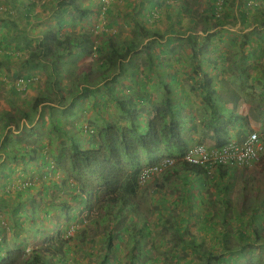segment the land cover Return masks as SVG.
<instances>
[{
  "label": "trees",
  "instance_id": "trees-1",
  "mask_svg": "<svg viewBox=\"0 0 264 264\" xmlns=\"http://www.w3.org/2000/svg\"><path fill=\"white\" fill-rule=\"evenodd\" d=\"M4 1L6 5H4L0 13L1 18L5 14V16L2 18V21L10 24L17 22L20 25L23 23V25H21L22 29L16 34V36L14 37V41L16 40V49H19V47H21L20 52H27V55L24 54L25 56H20V69H18L19 71L14 70L15 73L13 74V71H11V69H8V67L4 66H8L10 62H0V68H6L0 69V75L2 77L11 78L13 84L10 91L11 97L7 99V103L12 107L13 105H15L16 97H18V95H26L25 92L27 90H22V93L20 94L17 91L16 86L18 81H22V83L25 84L26 89H28L29 87L33 86L36 81H38V78L36 76L37 73H33L38 70V72H44L46 75V80L43 87H39L37 90L39 91L40 96H38L37 99L33 101V105H28L29 111H26V113L24 114L27 118H25V121L28 120L30 124L33 122L34 117L32 116L31 118H29V113H32L30 111L33 106L34 108L36 106V108L38 109L40 105H44V103L52 101L53 97L58 104H62L68 99L67 110H61L59 112L60 117L56 120L54 118H50V126H52L49 131V133L51 132L60 136H67V132L65 133L63 131L64 129L62 125H68V123H70L68 118L74 115L75 108L77 107L79 101L85 100L94 95L91 89L85 88L82 90V87L80 88L84 81H86L88 78H91L92 70L90 68H84L81 71V73H83L82 79L75 86L69 84L61 87V84L58 82V78L59 76H63L66 73H68V75L72 74L73 71L71 66H69L68 68L63 67V64L66 63L63 61H65L66 59H70L76 52L82 54L92 53L93 44L88 41V36L84 33H80V31L78 33L71 32L70 34L66 35L61 34L60 30L64 29L65 26H73V23H71L69 20H64L58 21L56 24V28H54L53 30L49 29V31H46L44 37L38 44L35 45L36 47L34 49L30 42H25V39L28 37L24 36V34L27 32H25L23 28L28 31V28H30L31 24L35 23L38 18H42V15H45L47 9H51L49 5L53 4L55 1L48 0L47 3H43L41 5V14L38 15L34 14V9L37 5L35 0ZM252 1L254 3H257V5H251L248 10H256L261 14V18H264V1ZM212 2L213 5L210 7L212 14L210 16L212 19H214L216 12V7L214 5H217V0H212ZM184 5L187 4L184 3ZM71 6H74L73 1H59L57 5L54 6V8L56 7L61 14L57 15V17L64 16L68 12L67 9ZM64 7L67 8L65 9ZM6 8L10 9L6 11ZM181 8L182 7H180V9ZM180 13L191 14V11L186 9V11L183 10V12L180 11L179 14ZM55 14H57V11L54 12V15ZM88 14L89 12L87 10H80L78 21L84 19ZM242 14H245L246 17L248 15L246 13ZM167 17L170 18V15H167ZM216 20L219 19L217 18ZM144 30L145 29H141L140 26H138L136 29V31L140 32V34H144ZM135 38L136 37H134L130 42H133V44L135 43V45L138 46L139 43H136L137 40H135ZM151 47L152 46L148 47L147 44L143 47L146 49L145 54H150L149 49ZM8 48H10L8 34H0V53L1 56H5L6 61H10V56L5 54ZM124 48L125 47L123 46V49ZM16 49H14L15 52L17 51ZM121 56L123 57L121 51L118 53L117 50H112L108 55L104 57L101 66H99L100 68H98L99 72L94 78L98 79L99 82L110 79V73L112 72L110 68L112 69L118 67V65L121 64ZM43 61L46 63V65L49 64V66H52L53 69L50 71L48 68L44 69L45 65H42ZM60 61H62V63H60ZM16 66L18 67V64H16ZM109 66L110 68H108ZM4 73L6 74L3 76ZM78 73H80V70H78ZM110 82H114L113 79H111ZM1 83L0 85L3 84ZM165 88H167V86H164L163 88L164 98L159 102V104L155 107L148 105L151 109L154 110L153 117H150L151 112H146L145 115H142L139 109L137 111L136 108L133 107V105H130V102H127L128 98L126 99L125 95L121 99L114 100L115 92L113 87L111 85L104 84L102 87L103 93L102 95H100V98L109 100L110 103H104L101 109L105 110L108 105H113L119 111V119H112L108 121L105 115L98 114L97 119H100L103 126L98 131L97 142L95 146H92V144L90 147H83L80 144L76 143L73 138L67 136V140L70 144L68 151L64 150V152H61L60 149H58L57 151H54L55 154L51 157V159H49V156H47L45 153L49 144V140L46 137L43 138L42 134H40V130H37V125H34L30 130L26 129V131H24L23 133H5V136H3L5 141H2L3 144L16 145L19 143H23L24 146L22 147L29 146V149L32 147V145L34 146V144L39 143L40 145V153L45 159L44 170H42L41 168H39L38 170H36V168H32L31 170H29L31 172L25 173V177H27L28 175L31 176V174H36L38 178H41L42 176L44 181L47 176H50L51 174L55 175L56 172L61 168V166L64 165L62 164L63 161H66L67 168L63 170V173L67 177V179L70 180L69 183L67 181H64L63 184V187H65L66 190L69 191V199L68 197L62 195L64 191L61 189L58 181L47 184L42 183L38 188L39 193H36L35 196L32 195V192L35 189L32 184L33 179L31 181H25L26 179L24 178V176L20 174L19 176L15 175V172H13L12 175L11 172L6 176L4 175L3 179L5 180V182L3 183V185H0V210L13 218L11 227H8V230H10V234H13L12 230H22V226L27 223V221L25 220L28 218L32 220V218L35 216L34 206L31 207L32 205H30L28 208H26L27 204H23L28 197H31L32 200L38 199V201L41 197H43V199L46 200L47 197H50L49 193L52 192L53 200H55L62 208V211H60L59 215L60 217L63 216L64 221H66V223H64L65 229L63 230V232L70 241V238L74 234H76V232H79V230L77 228H74L75 226H73L79 224L77 221V217L72 216V213L71 215L69 214V211L73 208L78 209L79 213H84V211L87 209L91 210L90 208L93 204L99 203L103 211L99 218L105 219V217L111 216L112 223L115 224L118 220L123 219V217L127 213L134 212L138 208H140L143 197H140L138 193V182L140 178L139 175L145 168H147V170H150L151 168L157 167L162 161L173 160L175 166H177L176 168H178L176 169V171L182 170L184 172H191L195 175H199L201 173V169L199 167L187 164L182 160L185 153L189 149L190 142L185 138H188V133L186 132L185 135L183 134L181 130L182 126L180 121L178 120L175 108L173 107V105H171L172 103H170L172 101L176 102V99H170L169 97L170 95H174V93L171 92L170 89L169 91L168 89L165 90ZM204 90L205 98H207L209 92L207 91V89ZM69 93H71L70 99L68 98L70 96ZM106 94L109 95L110 99H108ZM141 94L145 95L147 93ZM174 97L179 98V101L175 103L178 106H180L179 102H189L188 99L184 101V98L180 97L179 95ZM141 98L146 100L144 96ZM30 101L31 100L26 97L24 103H28ZM260 104L261 105L259 106L258 111L263 120L261 119L262 121H260L259 119H256L264 123V105L262 106V102ZM42 107V109L47 108L50 111L52 109L49 106ZM49 116H51V114ZM6 118L11 120L10 123H12V125L9 124L10 127L12 126L16 129H19V126L14 119L15 117L11 115V113L2 111L0 113V121H5ZM143 122L145 126H142ZM189 127H193L194 130L196 129L195 132L199 130V128L196 127L195 124L186 127L184 130L188 129ZM218 127L220 128V126ZM142 130L145 131L143 132ZM35 131L37 136H35ZM80 134L83 136V129L80 130ZM29 139L31 141H28ZM2 142H0V147L3 146ZM50 143L53 144V142L51 141ZM217 143H219V145H222L224 141H219ZM14 159H17V157H15ZM54 162H57V164H59L57 168L54 167ZM228 167L229 166L227 165L221 164L216 172V177H221V179H219V184L216 185V189L218 202L225 205V210L222 213L230 210L228 204H230L231 208V205L233 203H231L230 201H235V195L237 198L240 197L237 201H241V204L250 201L254 203L263 202L262 200H264V182H261L260 180L252 176L254 178L253 179L251 177V174L249 173L250 169H245L246 167L236 168L231 172ZM160 173L162 175V183H160L158 187L161 190L156 188L154 192L156 193L157 191V193L162 194L163 188L161 187L163 186V184H165V186L174 185L178 174L176 173L173 176V179L169 180L168 177H170V175L168 170L166 169L164 171L162 170L159 173L153 174L150 178L159 176ZM225 175L230 176L229 180H232L233 182L237 180L236 182L241 184L243 189L242 194H238V189H236V187L227 190V185H224L223 181ZM18 180H20V182L22 181L20 185H25H23V187L21 186L20 188H10L11 185ZM184 180L187 182L188 178L184 177ZM9 185L10 187H8ZM247 185L250 187L251 191L245 192L244 186ZM260 190H263V193L261 195L262 200L258 196V191ZM235 192H237L238 195ZM11 193H15L14 198L10 197ZM12 199L14 202H16V205L12 204L14 203L11 201ZM167 201L168 200L166 198L165 200L163 199V202ZM183 203L184 200L180 195L179 200L173 201L171 204L172 210L177 206H182V208L185 209V213L187 216L186 218L181 219L179 217V223L182 222L181 220L185 221L188 219H193L195 220L194 224H198L197 221L199 219L203 223L209 218L210 213L206 214V211L208 209L207 206H205L199 213L191 207L187 206L185 208ZM45 207L48 211H50L48 204H46ZM213 208L216 209L214 205ZM258 208L259 204L253 205V209L255 211ZM166 211H169V208ZM46 215L47 213L41 217L43 221L47 219ZM22 216H25L26 218L24 217V219L22 220ZM83 220L84 219L82 218L81 221ZM2 224L6 225L5 219H2ZM14 225L16 229H14ZM145 227L147 228V224L144 222V220H142V224L140 226L137 225L135 227L134 225L131 229H124L123 227L120 230L121 232H127V236H129L130 239L125 246L126 249H128L127 256L129 257L127 264H158L159 258H162L163 262L175 264L179 250L184 253L189 251L191 254L199 255V257L202 258L203 261L202 263L199 262L198 264H203L204 260V264H215V260H225L222 257H218V259H216V257H214L212 253L206 251L200 243H197V235L191 234V231H188L184 237L183 235H180L178 239L172 240L159 238L153 235L150 231L149 234H145L144 231L146 230H143ZM72 230L73 234L70 235ZM59 232L54 238L51 236V233L49 231L46 232V234H49V236H43L40 235V231L35 232L34 229L32 233H36V236L34 235L33 239L29 237L26 238L24 242H19L14 247V249H12V251H8L5 254L4 247L0 243V254H2L0 255V264H67V262H62V257L64 256L65 258V254L67 252H72L74 250L73 248L71 249L70 247H68L67 242L62 245L63 240L60 239ZM18 235L20 236V232H16L15 236L18 237ZM237 237H239V239H242L244 237V231H238ZM1 239L2 237L0 235V241ZM159 239L162 242V245L166 247L171 246V249L169 250L170 252L166 253L167 255H165V257L160 255L159 249L161 245ZM257 239H260L258 234ZM119 240L122 241V238H119ZM114 241L115 236L110 230L108 238L104 239V249L100 253L102 263L109 262L111 260L113 264L115 262H118L116 261V257L117 254H119L118 249L120 245L118 243L115 244ZM62 246L67 247V249L63 251ZM152 250L158 251V258L152 259L150 257ZM238 254V252H234V256H237ZM88 256L92 257L93 253H89Z\"/></svg>",
  "mask_w": 264,
  "mask_h": 264
},
{
  "label": "rangeland",
  "instance_id": "rangeland-1",
  "mask_svg": "<svg viewBox=\"0 0 264 264\" xmlns=\"http://www.w3.org/2000/svg\"><path fill=\"white\" fill-rule=\"evenodd\" d=\"M48 0H35L36 2V8L34 9V14H41L42 7L41 5L43 3H47ZM55 2L49 7L51 9H47V12H45V15H42V18H38L37 21L33 24H31L30 27L33 25H37L39 28L42 27L43 30L49 31L51 29V26L53 25V22L55 19H57V15H61L60 11L54 6L57 5L59 1L62 0H54ZM71 2L73 1L74 6H71L68 8V12L64 15L61 16L62 18L67 17L68 20L71 23H76L78 22V16H79V11L80 10H87L89 14L82 19L80 22V25L82 27V30L87 32V35L94 34L95 31L97 30L96 21L95 18L89 20L90 13L94 14V10L96 8V1L94 4L89 5L90 1L89 0H70ZM133 0H124V3H131ZM172 2V0H170ZM4 0H0V13L6 5L4 3ZM114 4L117 3H122L121 0H114ZM230 0H217V5L216 6V14L218 15V19L223 21L222 23H225V29H228L232 25V21L234 19H239V12L237 10V4L236 3H230ZM239 5V3H238ZM201 7L197 10V12L200 14L201 12ZM12 8V7H11ZM65 9L67 7H64ZM10 8H6V11L9 10ZM5 11V12H6ZM57 11V14L54 15V12ZM236 11V12H235ZM249 11L248 15V21H253V30L254 32L251 34L252 40L257 41L259 43L261 40V35L262 31L264 30V18H261V14L257 12L256 10H245ZM170 12V11H169ZM172 17H173V22L174 21H181V18L183 17V13H180L179 15L176 16V11L171 9ZM231 14L229 16H226V14ZM192 14V13H191ZM191 14H185L190 16ZM5 16V14H4ZM3 16V17H4ZM2 17V18H3ZM159 21H161L162 17V11L157 15ZM180 17V18H179ZM0 15V34L5 35L8 34L9 40L12 39L13 37L16 36L18 32L21 31L23 23L20 25L19 23H6L3 22ZM201 19H212L211 16H200ZM199 18V20H200ZM216 20V19H214ZM179 21V22H180ZM228 21L230 22V26L227 24ZM238 21V20H237ZM236 21V22H237ZM175 24L176 28H173L174 34L178 35V42L179 43V51L181 54H184L185 50L191 49L192 54L196 53V48L193 47L188 41L189 37H185V33L183 32L184 30L181 28L179 22L173 23ZM76 25V24H75ZM186 26V25H185ZM200 27V25H199ZM25 33L27 37L32 38L34 36V29H29L26 31L25 28ZM77 30V25L72 31ZM178 30V32H176ZM192 31L195 30V28L191 29ZM222 41L228 42L230 40V34L229 31H226L222 29ZM238 28L235 29L237 31ZM71 29L69 28H64L62 30L63 34H70ZM167 31V30H166ZM168 32V31H167ZM186 32V31H185ZM232 32V31H231ZM24 34V35H25ZM171 34V33H170ZM130 38L131 35H128ZM142 38V37H139ZM13 40H10V44L13 43ZM157 43L156 40L151 41L150 45L152 44L155 46ZM238 45V44H237ZM152 46V47H153ZM36 47V46H35ZM129 50V46L126 44L125 45V51ZM204 52V50L200 53V55ZM229 54L230 56L227 57H221L223 60V65L219 66V71L222 72V81L224 82L225 85H231V88L233 92H235L238 96V98H234L233 100L238 104H241L240 106L243 108H240L241 110L243 109L244 113H247V116L250 115H255L257 113L255 107L259 109L260 103L262 102V106L264 105V53L262 55H259L258 58L251 60V65L250 68H245L244 73H240L239 75L237 74V67L234 62V55L238 56V69L240 70V63H242V56L244 55L241 46L239 45L238 48L234 49L233 51L229 47ZM228 54V55H229ZM107 54H105V50L103 49V54L100 55L97 52H92L89 54H82L76 52L70 59H66L63 62H66L63 64V67L68 68L69 66L72 67V75H68L66 73L65 75H61L58 78V82L61 84V87L63 85H77V83L82 79L83 73L81 71L84 68H90L92 70L91 78H88L86 81L83 82V84L80 86L82 87V90L85 88H89L93 91V96L87 98V102L84 100H81L78 102L77 106H79L77 109L75 108L74 115L70 116L68 119L70 123L64 124V129L67 134L71 135V138H73L74 141H78L77 143L80 144L83 147H90L96 145L97 142V134L100 128L103 126L102 122L100 119H97V115H105L108 119V121L114 119H119V111L117 108H115L113 105H108V107L105 110H102L101 107L102 105L109 104V100H104L100 98V95H102V87L104 84L111 85L114 89V100L115 99H121L126 96V99L128 98V94L124 92V89H126V84L123 82H118L115 83V75L118 74V71L120 72L121 70L126 69L123 64L118 65V67L115 68H110L112 72L110 73V79L100 81L94 77H96L97 73L99 72L102 64L101 58H104ZM241 55V56H240ZM262 56V57H261ZM183 58V57H182ZM71 61V62H68ZM62 63V61H60ZM45 65V68H48L49 71L53 69L52 66H49V64L46 65V63L43 61V64ZM0 69H3L2 67ZM5 69V68H4ZM78 70H80V73H78ZM147 73L152 70V66L150 65L147 69ZM241 71V70H240ZM113 76V78H112ZM3 78V77H2ZM75 79V80H74ZM111 79H113L114 82H110ZM162 79V76H161ZM46 80V75L44 72H40L38 74V84H41L39 87H43L44 82ZM74 80V81H73ZM98 80V81H97ZM122 80H125L122 78ZM4 81H2L3 83ZM1 83V81H0ZM38 84L36 86H38ZM70 85V86H71ZM41 89V88H40ZM27 91L25 94L30 93L29 88L26 89ZM6 89L3 88V85H0V113L2 111L9 112L11 115H13L16 120V123L19 126V129H16L15 127H9L12 123L10 119L6 118L5 121H0V142L5 133H10V132H15V133H23L26 131V129H31L34 124L37 125L38 122L44 121L46 123L45 128L50 129V118H54L55 120L60 117V111L61 110H67V108H59L57 105V102L55 101L54 97L52 98V103L46 102L44 105H40V107L37 109L36 106L32 108V110L29 113V118L32 116L34 117L33 122L30 124L29 121H25V113L26 111H29V108H27V103H24L26 100V95L20 94L18 97H16V103L12 107L10 105H6L7 99L11 97L10 93H5ZM263 93V98H260L258 95L259 93ZM163 93L161 92V95ZM40 96L39 92L37 94ZM69 99L71 97V93H69ZM108 99H110L109 95L106 94ZM33 99V97H31ZM240 99V103H239ZM68 100V99H67ZM66 100V101H67ZM66 101L63 102L60 105H66ZM27 102V101H26ZM129 102V100L127 101ZM23 103V104H22ZM99 104V105H98ZM51 107V111L46 109H42L46 106ZM131 105V104H130ZM27 109V110H25ZM102 110V111H101ZM240 110V111H241ZM262 110V108H261ZM234 112H237V110H233ZM51 114V116H49ZM62 115V114H61ZM153 116V115H152ZM150 116V117H152ZM238 115L236 114L234 116V120H239ZM11 117V116H10ZM27 119V118H26ZM260 119L262 117L260 116ZM263 120V119H262ZM119 121V120H118ZM264 122V121H263ZM228 123V122H227ZM63 126V125H62ZM234 127L232 132L230 134L222 132L221 134L224 136H236V138L242 137L247 131H250L252 128H255L261 135L264 136V123L261 125L259 128V125L253 124L252 126L250 125H243L241 123H235L233 125H229ZM84 127H92L94 129V134L91 136H86L83 137L80 134V130L84 129ZM40 130L39 126L37 125V130ZM143 132L145 130H142ZM142 132V133H143ZM44 133V132H42ZM54 135H51V138L53 139V144L50 143L47 146V149L45 151L46 155L49 156L48 158L51 159L52 156H54V151H57V149H60L61 152H64V150L69 149L70 144L68 145L66 142L61 144V142H58L57 138ZM66 137V136H63ZM89 140V142H88ZM52 142V141H51ZM94 142V143H93ZM210 142V141H207ZM63 143V142H62ZM24 145V144H22ZM212 146V145H211ZM12 147H15L12 145ZM29 149V146H28ZM12 156H2L0 155V185H3L5 180L3 179L2 175H4L7 165L10 163ZM16 160V159H14ZM4 162V165L2 163ZM14 164L18 165L19 162L14 161ZM64 165L61 166V168L56 172L55 175L51 174V178L44 180L41 176V178H38L36 174H31L25 177V173H22L21 170H23L25 167H20L21 170L18 172L22 173L24 178L26 179L25 181H32L33 186L35 187L34 191L32 192V195L36 196V193H39V185L42 183L47 184L50 182L58 181L59 185L61 186V189L64 191L62 195L65 197H68L70 199L69 191L66 190L65 187H63L64 181H67L68 183L70 180L67 179V177L64 175L63 170L67 168V162L63 161ZM24 162L20 163L19 166H23ZM59 164L57 162H54V167L57 168ZM177 166L173 167L175 169H169V175L168 177L169 180L173 179V176L177 173L178 177L175 180L174 185H167L163 184L161 188L163 193H156L154 190L156 188L159 189L158 185L162 183L161 177L162 175L153 177L150 179L149 182L145 183V180H141L140 185H139V195L140 197H143L142 202L140 204V208H138L134 212H129L127 213L123 219L118 220L115 223H112L111 216L105 217V219L99 218L100 215L103 213L100 204L95 203L92 205L90 208L91 210H85L84 213L78 212V209L73 208L69 211V214L72 216L77 217L78 225H73L75 226L74 228H77L79 232H76L71 238L70 241L64 234L63 230L65 229L63 216L60 217V211H62L61 206L53 200L52 197V192L49 193L50 197H47L46 200L43 199V197L36 200H32L31 197L26 198V201L23 204H27L28 208L30 205L31 207L34 206L35 209V216L30 220L29 218L26 219L27 223L22 226V230H12L13 234H10V230H8V227L10 228L12 225V217L4 213L3 211L0 210V235L2 237L0 243L4 247V254L7 253L8 251H12L14 247L19 243V242H24L26 238H34V235L36 236V233H32L35 229L36 231H40V235L43 236H49V234H46L47 231L51 233L52 237H56L57 233L59 232L60 239H62V245L67 242L68 247L71 249L73 248L74 251L72 252H67L64 256L62 257V262H67V264H113L112 260L109 262H101V255L100 253L104 249V239L108 238L109 231H112V234L114 232H118L114 243L119 244V254H117V260L118 262H115L114 264H127L129 257L127 256L128 249H126V244L128 242L129 236H127V232H121L120 230L124 227L131 229L134 225L135 227L137 225L142 224V220L147 224V228L145 227L143 230L145 234H149V231L163 239H178L180 235H183V237L187 234L188 231H191V234H196V241L197 243H200L204 249L210 253L213 254L216 259L223 258L225 259L224 261H217L215 260V264H264V200H262L261 195L263 193V190L258 191L259 193V198L263 202H258L254 203L252 201L247 202V203H242L241 201H237L240 197H236L235 195V201L231 205L228 204V207L230 210L223 212L221 209H214L212 205V201H216L217 205H221L218 202V196H217V189H216V200L214 199V195H212L211 189L205 190L202 194L201 193H196L193 190L191 191L190 188H188L189 184H184L183 182V177H185L184 171L179 170L176 171ZM171 170V171H170ZM249 173L251 174V177L253 176L254 178H257L261 182H264V155L258 159V163H256L253 167L250 168ZM21 175V174H20ZM19 176V174H18ZM17 176V178H18ZM252 177V178H253ZM253 178V179H254ZM167 181V180H166ZM22 181L18 180L17 182L13 183L10 188H20L21 186L25 184H21ZM236 181L233 182L232 180L228 181V186L230 187H236L238 189V194H242V186L241 184L237 183ZM228 188L229 190L232 188ZM195 188H199V186H196ZM245 192L251 191L250 187L244 186ZM147 192H146V191ZM161 190V189H159ZM14 191V190H13ZM145 191V192H144ZM236 191V190H235ZM165 193V194H164ZM234 193V189H233ZM237 194V192H235ZM194 194L196 197L199 198L201 195L204 199V202H202V208L201 210L207 206L208 209L206 211L207 213H210L209 218L207 221L203 222L199 219L197 221L198 224H194L195 220H181L182 222L179 223L178 219L181 218H186V213L185 209L182 208V206H177L175 209L172 210V208L169 206V211L168 208H165L166 206L169 205V203H172L173 201L179 200V196L184 200V207H193V202H191L192 198L190 195ZM237 194V195H238ZM12 198H14L15 193L10 194ZM42 195V194H40ZM33 196V197H35ZM139 197V198H140ZM165 198L168 200L167 202H163V199ZM194 200V199H193ZM12 202L13 199L11 200ZM40 202V203H39ZM16 202L12 203L13 205ZM46 204H48V207L50 208V211L46 209ZM199 204V203H198ZM196 204V205H198ZM254 204H259V208L255 211L253 209ZM215 207V206H214ZM165 208V209H164ZM221 208L225 209L222 205ZM32 210V209H30ZM29 210V211H30ZM174 211V212H173ZM30 213V212H29ZM46 215V220L43 221L41 219L42 216ZM107 215V214H106ZM83 216V217H82ZM16 217V216H13ZM25 216H22L21 219L23 220ZM84 219L81 221L82 218ZM26 218V217H25ZM2 219L6 220V225L2 224ZM16 219V218H15ZM100 219V220H99ZM99 220V221H98ZM63 222V223H62ZM82 222V223H80ZM39 226V227H37ZM37 227V228H36ZM14 229H16L14 225ZM184 229V230H183ZM181 230V231H180ZM183 230V231H182ZM243 230L245 232L244 237L242 239H239L237 237V232ZM16 232H20V236L18 235L15 236ZM116 234V233H115ZM259 235L260 239H257L255 236ZM245 235L250 237L249 241H245ZM223 236V238H222ZM119 238H122V241L119 240ZM256 238V240H255ZM244 239V240H243ZM65 241V242H64ZM160 255L165 257L167 255L166 253H169L171 246H164L162 245V242L160 241ZM31 243V242H30ZM59 243V242H58ZM144 243V242H143ZM248 246V248L245 251H242V246ZM131 247V246H130ZM67 247L62 246V250H66ZM231 249V250H230ZM232 251L238 252L239 254L237 256L231 257L230 259L226 258L227 256L230 255ZM89 253H93L92 257H89ZM150 257L152 259L158 258V251L157 250H152ZM158 264H169L166 262H163L162 258H159ZM202 258L199 257V255L191 254L189 251L184 253L182 251H178L177 254V260L175 261V264H198L199 262L202 263ZM205 263V260L203 264ZM171 264V263H170Z\"/></svg>",
  "mask_w": 264,
  "mask_h": 264
},
{
  "label": "crops",
  "instance_id": "crops-1",
  "mask_svg": "<svg viewBox=\"0 0 264 264\" xmlns=\"http://www.w3.org/2000/svg\"><path fill=\"white\" fill-rule=\"evenodd\" d=\"M245 1L246 0H230L231 4L236 3L238 6L236 11L239 12V19H234L231 26V21H228L227 24L230 27L225 29V23H222L223 21L221 20L200 18L201 15L208 17L212 14L210 9L213 5L212 0H172V2L170 0H133L129 5H121L114 10L115 17L111 21V26L116 31V35L110 42L102 39L97 53L102 55L103 49L107 55L112 50H117L119 53L123 49V46L125 47V45L128 44L129 50L124 52L123 57L121 56L120 60L121 64H123L126 69L121 70L120 72L118 71V74L115 75V83L120 81L125 83L126 89H124V92L128 94V100L131 105H133L137 111L139 109L142 115H145L146 112H151V116L154 114V110L148 105L153 107L158 105L164 98V94L161 95V92L163 93L164 86H167L165 90L168 89L169 91L170 89L171 92L174 93V95H170L169 97L170 99H176V102L171 100L172 102L170 103H172L171 105L175 108L178 120L182 126L181 130L183 134L185 135L186 132L188 133V138H185L190 142V145L198 143V140H203L205 142L210 141L211 143L212 135L214 140L227 138V136H224L225 134L222 135L221 133L224 132L232 135L231 133L234 132V127L228 126V123L229 125L241 123L243 125L247 124L250 126L256 124L259 125L260 128L263 123L260 122L262 120L260 119L258 109L255 107L257 111L255 115L247 116V113L245 114L243 109H240L243 108V106L241 107V104H238L237 101L235 102L233 100L234 98H238V96L231 88H229L231 85L224 84L222 81V72L219 71V66L224 63L221 57L230 56L229 47L233 51L240 45L244 53L242 56V63L239 65L241 71L238 69V56L234 55V62L238 70V75L241 72L244 73L246 71L245 68H250L251 60L258 58L259 55L263 54L264 30H261V43L252 40L251 34L254 32L253 21H248L249 15L246 17L245 14H242L249 13V11H245L248 10L245 7ZM184 3L187 5H184ZM201 5L202 10L199 14L197 10ZM180 7L182 8L180 9ZM171 9L176 11V16L180 11L183 12V10L186 11V9L191 11L192 14L188 16L183 13L181 21L178 20L173 22ZM154 10L158 12L159 17L162 11L163 18L161 21L150 17V14ZM167 15H170V18H168ZM229 15L231 14H226V16ZM150 19L154 21L151 22ZM64 20H68V18L58 17L52 21L53 25L51 26V30L56 28L58 21ZM172 22H179L178 24H180L181 28L184 30L183 32L185 33V37H189L188 41H190L191 45L196 48L195 54H192L191 49L185 50L184 54L180 53L179 43H175L178 42V35H175L173 31V28H176V26L175 24H172ZM76 25V31H78L81 25L79 23ZM76 25L73 23L72 27L65 26V28H69L72 31ZM138 26H140L141 29H145L144 34H140V32L136 31ZM31 28L34 29V36L32 38H26L25 42H30L32 47L35 49V45L41 41L48 29L43 30L42 27L39 28L37 25H33L28 28V30ZM192 28H195V30L192 31ZM236 28H238L237 31H235ZM222 29L229 31L230 40L228 42V46L226 41H222ZM176 32H178V30H176ZM128 35H131V37L129 38ZM24 36H26V34ZM134 37H136V43H139L138 46L135 45V43L133 44V42H130ZM13 39L14 37L10 40ZM154 40L157 41L156 45H150V42ZM15 44L16 40L10 44V48H8L5 52V54L10 56V61H6L5 56H1L0 53V62H10L8 66H4L11 69V71H13L12 74L15 73L14 70L20 69V56L27 55V52H20L21 47L16 49ZM146 44L148 47L153 46L149 49V55L145 54L146 49L143 48ZM14 49L17 51L15 52ZM203 50L204 52L200 55ZM103 59L104 58H101L102 61ZM16 64H18V67ZM150 65L152 66V70L147 73L146 69ZM38 71L33 73H37V78L40 73ZM5 74L6 73H4L3 76ZM122 78L125 80H122ZM0 81H4L3 84H1L3 85V88L6 89L5 93H10L13 85L11 78H2L0 75ZM37 82L38 81H36L33 86L29 87L30 93H27L26 97L31 101L26 104L27 108L29 104L33 105V101H35L38 97L37 92L39 91L37 90L41 84H38ZM17 84H20V81H18ZM37 84L38 86H36ZM16 88L19 94L22 93V90L26 89H24L23 86H16ZM204 89H207L209 92L207 98H205ZM141 93L147 94L144 95ZM262 94L263 93L260 92L258 96L263 98ZM177 95L184 98V101L188 99L189 102H179L180 106L176 105L175 103L179 101V98H175L174 96ZM143 96L146 100L141 98ZM31 97H33V99H31ZM87 100L88 99H85L84 102H87ZM6 105L9 104L6 103ZM78 107L79 106H77V108ZM234 109L237 110V112H234ZM236 114L238 115L237 117L239 120L233 119ZM194 124L199 128L197 132H195L196 129L194 130L193 127H189L184 130L186 127ZM37 125L40 128V134H42L43 138L46 137L53 142L51 135H54L58 142H61L63 145L66 142L69 145L67 136L71 137L70 134L63 137L64 135L60 136L51 132L49 133L50 129L45 128L46 123H44V121L38 122ZM143 125L144 122L142 123V126ZM218 125H224V127L220 126L219 128ZM62 127L64 129V124ZM63 131L66 133L65 129ZM204 132L207 134L204 135ZM35 136H37L36 131ZM2 141H5L4 137L1 139V142ZM28 141L31 140L29 139ZM75 142L77 143L78 141ZM22 144L23 143L13 145L15 147H12L10 144H3V146L0 147V155L12 156L4 173L5 176L10 172L11 175L13 172L16 173L15 175L29 173L31 172L29 170L32 168H36V170L41 168L44 170L45 159L40 153L39 143L34 144V146L32 145L30 149H28V147H22L24 146ZM15 157H17L16 160H14ZM14 161L19 162L18 165L14 164ZM22 162H24V165L19 166ZM2 165H4V162ZM20 167L25 168L21 170ZM19 170H21L22 173L18 172ZM4 175H2V177ZM49 178H51V176H47L45 180ZM199 179L205 182L206 185L209 183L202 176H200ZM195 202L201 204V201ZM171 204L172 203L165 208H169V206L172 208Z\"/></svg>",
  "mask_w": 264,
  "mask_h": 264
},
{
  "label": "clouds",
  "instance_id": "clouds-1",
  "mask_svg": "<svg viewBox=\"0 0 264 264\" xmlns=\"http://www.w3.org/2000/svg\"><path fill=\"white\" fill-rule=\"evenodd\" d=\"M89 1H90L89 5L94 4L95 1H96V4H97L96 5V8L94 10V14L93 13H90V16H89V20L90 19H93V17H94L95 18V21H96V25H99V26L95 27V28H97V30L94 32L95 35L94 34L87 35V32H85L84 30H82V27H80V29L78 31H75V32L78 33L80 31V33L86 34L88 36V41H90L93 44V51L92 52H97L98 49H99V47H100V41L102 39L110 42L112 40V38L116 35V31L111 26V21L115 17L114 16V10L118 6H121V5L122 6L123 5H129L130 3L129 4L127 2L124 3V0H121L122 3H117V4H114L113 3L114 0H95V1L94 0H89ZM254 4L257 5V3H254L252 0H246L245 1V7L247 9H249V7L251 5H254ZM157 15H158V12L156 10H154L150 14V17L153 18V19H155V20H157L158 19ZM217 18H218V15L215 12V18L214 19H217ZM150 21L153 22L154 20L150 19ZM77 23L80 24L81 22L78 21L75 24H77ZM72 32H74V31H72ZM60 33L63 34L62 33V30H60ZM121 52H122V54H124L125 48L122 49ZM22 86L24 87V89L26 88L25 87V84H23L22 81H20V84H17V87H22ZM49 102L52 103V101H49ZM57 105L59 106V108L65 109V108L68 107V100L66 101V105H60L58 103H57ZM218 126L224 127V125H218ZM85 128H87V127H84V129H83V137H86L87 135L88 136H91V135L94 134V132H95L94 129L92 130V128L88 127V129H90V130L93 131L92 133H89V131L85 130ZM254 132L258 133L262 137L263 147H264V136L261 135L259 133V131H257L255 128H252L250 131H247L242 137H239V138H236V136L232 137V136L227 135V138L220 139V140L219 139L218 140L217 139L214 140L213 139V135H212L211 136V143L210 142H205L203 140H198L197 141L198 143H194V144H191V145L189 144V149L187 150V152L190 150V148L194 147L195 145H203V146H205L209 150H213V149H216L217 150V149L223 148L224 146H226L229 143L241 144L246 139V137L249 134L254 133ZM206 134L207 133L204 132V135H206ZM219 141H224V143L222 145H219V143H217ZM187 152L185 154H187ZM263 155H264V149L260 152L258 159H260ZM182 160L184 161V157L182 158ZM176 162H177V160H176ZM256 163H258V161L254 162V164L252 166L246 167L245 169H250ZM187 164H189V163H187ZM190 165L199 167L201 169V171H200L201 173L199 175H195L194 173H191V172H184V174H186V177L185 178H188V181H187L188 184H189L188 188H190L191 191L193 190L196 193H201L202 194L205 190L211 189V187H212L211 193H212V195H214V199L213 200H216V194H215L216 187L215 186L219 184V181H220L219 179H221L220 176L219 177L218 176L216 177V172H217L218 167L220 165L217 166L215 169L214 168L211 169L210 173H208L207 170L204 167L200 166V165H194V164H190ZM224 165L229 166L228 168L230 169V172L233 171V170H235L236 168H241V167L231 166L229 163L224 164ZM174 166H175V164L173 163L172 165H169L164 170H166V169L169 170V169L173 168ZM145 170H147V168H145L143 171H145ZM142 172L140 173L139 177H141ZM157 173H159V172H157ZM160 175H161V173H160ZM200 176H202L209 183H207V185H206L205 182H203L202 180L199 179ZM150 177L147 180H145V183H147V182L150 181V179H151ZM229 177H230L229 175H225V177L223 178L224 185H227V190H229L228 188L230 187V186H228ZM235 181H237V180H235ZM140 182H141V179L139 178L138 191H139ZM183 182H184V184H187V182L184 180V178H183ZM236 185H237V183H236ZM196 186H199V188H195ZM230 188H234V187H230ZM190 197L192 198L191 202H193V205H194L191 208L200 213L201 208H202L201 204H203L202 202H204L203 197L200 195L199 198H198L194 194L190 195ZM195 201H202V202H201V204L200 203L198 204ZM230 202L233 203L234 200L233 201H230ZM196 204H198V205H196ZM212 204L215 206L216 210L218 208L221 209V210H223V211L225 210V209L221 208V205L225 208V205L224 204L217 205V202L216 201H214V202L212 201ZM73 230L71 231L70 235L73 234ZM115 233H114V236L116 238L118 232H115ZM244 234H245V232H244ZM255 237L257 238V235ZM256 238H255V240H256ZM246 239L249 241L250 240V237L247 236V235H245V241H247ZM247 248H248V246L243 245L242 246V251H245ZM234 252L235 251H232L230 253V255L227 256L226 258L230 259L231 257H234Z\"/></svg>",
  "mask_w": 264,
  "mask_h": 264
},
{
  "label": "built area",
  "instance_id": "built-area-1",
  "mask_svg": "<svg viewBox=\"0 0 264 264\" xmlns=\"http://www.w3.org/2000/svg\"><path fill=\"white\" fill-rule=\"evenodd\" d=\"M85 130L89 133L93 132L88 127ZM263 149L262 137L254 132L249 134L241 144L229 143L217 150H209L203 145H195L185 154L184 161L189 164L200 165L208 173L211 169L227 163L236 167H250L258 161L259 154ZM173 163V160H165L159 166L143 171L140 179L147 180L152 174L161 172Z\"/></svg>",
  "mask_w": 264,
  "mask_h": 264
}]
</instances>
